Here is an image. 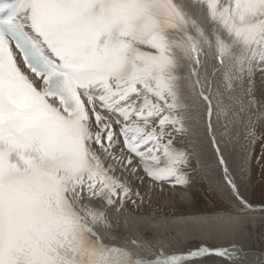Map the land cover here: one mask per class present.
Segmentation results:
<instances>
[{
    "label": "snow or ice",
    "instance_id": "6c2138e0",
    "mask_svg": "<svg viewBox=\"0 0 264 264\" xmlns=\"http://www.w3.org/2000/svg\"><path fill=\"white\" fill-rule=\"evenodd\" d=\"M257 73L264 0H0V264H264L235 240L166 251L119 231L145 194L117 168L187 187L196 136L232 211L264 213L229 167L264 169Z\"/></svg>",
    "mask_w": 264,
    "mask_h": 264
},
{
    "label": "bare ground",
    "instance_id": "6f19581e",
    "mask_svg": "<svg viewBox=\"0 0 264 264\" xmlns=\"http://www.w3.org/2000/svg\"><path fill=\"white\" fill-rule=\"evenodd\" d=\"M183 2L191 5L192 0H183ZM192 11L198 12L199 10L192 8ZM256 80L259 89L264 82V77L257 73ZM193 147L196 156V159L193 160V167L196 168V171H191V183L187 187H171L165 184L163 189L159 186L150 188L148 179L145 178L141 182L136 176H128L127 172L117 168V175L128 178L134 190L145 194L144 203L139 208H133L129 203L127 209L119 214V231L134 237L143 236L151 240L157 248L160 244H164L166 251L186 250L196 246L197 242L199 243L197 245L227 246L234 240L239 242L246 251L249 248L256 249L253 246L254 235L260 234L259 226L264 223V213L255 212L247 216H240L235 211L196 213L190 210L189 207L195 200L198 183L203 177L211 182L218 194H223L226 191L229 193V190L223 186L222 169L217 166L214 154L205 138L202 136L193 137ZM250 165L242 172L239 155L233 152L229 158V167L234 170L239 184L249 180L248 178L252 175V163ZM251 196L246 195L245 197L254 206L259 207L261 204L253 203ZM177 205L185 209L186 214L173 211L172 208ZM113 215L116 214L113 213ZM239 221H246L243 231L233 234L230 229ZM250 227L253 229L252 233ZM259 252L261 250L258 249L257 253Z\"/></svg>",
    "mask_w": 264,
    "mask_h": 264
},
{
    "label": "rangeland",
    "instance_id": "374dc122",
    "mask_svg": "<svg viewBox=\"0 0 264 264\" xmlns=\"http://www.w3.org/2000/svg\"><path fill=\"white\" fill-rule=\"evenodd\" d=\"M256 153L259 154L258 145ZM252 168L253 173L248 178L249 180L241 184V191H243L242 193L245 196L252 195L251 201L253 203L261 204L262 202H264V169H262L260 165L255 163L254 160L252 161ZM229 197L230 194L227 193V191L223 192V194H218L215 188L211 185V182L206 177H203L198 183V189L196 191L195 200L189 208L191 211H194L196 213H219L228 211L230 212L232 211V204L230 203ZM131 207L133 206L131 205ZM182 209L183 208L178 205L172 208L173 211H179L180 213L182 212L186 214L187 211H185V209ZM259 228L260 234H255L256 236L254 235L253 242L255 241V243L253 244V246H255L257 250L259 249L261 251H264V223H262ZM250 230L252 233L253 229H251V227ZM197 244L199 243H195L196 246ZM256 249H254V251L257 252Z\"/></svg>",
    "mask_w": 264,
    "mask_h": 264
}]
</instances>
